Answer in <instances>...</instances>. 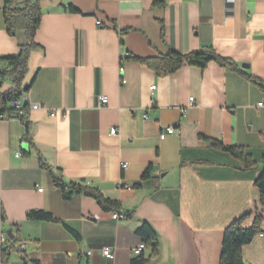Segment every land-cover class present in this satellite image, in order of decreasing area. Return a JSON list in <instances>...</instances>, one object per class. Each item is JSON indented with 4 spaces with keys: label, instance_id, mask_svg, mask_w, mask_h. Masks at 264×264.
<instances>
[{
    "label": "crops",
    "instance_id": "1",
    "mask_svg": "<svg viewBox=\"0 0 264 264\" xmlns=\"http://www.w3.org/2000/svg\"><path fill=\"white\" fill-rule=\"evenodd\" d=\"M4 2L0 71L20 52ZM41 8L20 103L44 110L0 119V232L15 237L0 243V264H131L144 224L158 244L156 256L142 254L146 264H220L226 229L246 215L245 229L263 221L262 235L242 249L244 264H264L255 186L264 167V0H43ZM206 48L238 71L209 62L159 75L135 60ZM213 142L243 148L255 166ZM54 177L121 208L65 196ZM36 211L54 221L28 219ZM117 212L127 218L115 221ZM106 247L114 260L103 257Z\"/></svg>",
    "mask_w": 264,
    "mask_h": 264
},
{
    "label": "trees",
    "instance_id": "2",
    "mask_svg": "<svg viewBox=\"0 0 264 264\" xmlns=\"http://www.w3.org/2000/svg\"><path fill=\"white\" fill-rule=\"evenodd\" d=\"M42 1L43 0H5L4 2L3 15L6 31L9 35L19 39L20 52L17 56L7 58V61L11 64V69L0 71V116L2 117H19L18 111L20 109L12 107L11 104L15 101L19 102L23 94L29 92L30 85H28L29 88L26 90L25 88L27 85L23 86V83L28 73L30 55L32 52L39 49V46L35 43V34L39 29L42 20ZM69 10L71 12H76V10L71 7H69ZM135 60L145 64L159 75L175 73L186 65L202 67L201 64L203 62L206 64L209 62H216L222 67H230L231 69L238 71L237 67L231 61L219 57L211 48H206L186 55L170 52L165 56H159L153 59ZM6 82H11L13 88L4 92L2 89ZM261 89L264 91V88ZM24 107H26V105L22 108ZM25 142L29 148L33 147L29 139V132L25 136ZM212 146L228 152L234 158L240 160L246 169H251L255 166L251 156L247 154L243 148L228 147L218 142H213ZM42 166L46 168L45 164H42ZM150 170V168L147 170L143 179H148L150 177ZM54 182L59 188H61L65 196H69L70 194H83L94 198L103 211L111 212L114 210H120L121 208L117 202L105 199L98 190L71 186L69 192L60 178L54 177ZM255 186L261 193L260 203L264 206V167L255 181ZM27 217L32 221H54V218L51 215L37 211L30 212ZM249 217L250 215L243 216L234 221L226 229L223 237L220 264H244L242 257L243 247L250 244L255 237L262 235V215L256 217L251 228L245 229L243 228V224L249 219ZM2 219L5 221L4 217H2ZM137 235L143 238V244L146 249L151 250L152 256H156L158 254V244L152 229L147 224H144L138 229ZM146 263L147 260L144 258L142 259L141 255L140 257L135 258L131 264ZM25 264L39 263L25 262Z\"/></svg>",
    "mask_w": 264,
    "mask_h": 264
},
{
    "label": "built area",
    "instance_id": "3",
    "mask_svg": "<svg viewBox=\"0 0 264 264\" xmlns=\"http://www.w3.org/2000/svg\"><path fill=\"white\" fill-rule=\"evenodd\" d=\"M183 2H188V1H191V0H181ZM195 1H199V0H195ZM229 4H232L235 2V0H226ZM97 25L98 26H101V23L100 22H97ZM120 71L122 72V68L120 69ZM125 81L122 82V84H124ZM151 92L152 94L156 91V87L153 86L151 87ZM108 103V100L106 97H101L100 98V106L103 107V106H106ZM190 103H193V99H190ZM12 107L14 108H19L20 110L18 111V116H25L29 111H39V110H44V108L41 106V105H38V104H30V105H26V107L22 108L23 106L20 104V101L17 102H13L12 104ZM259 107H264V103L262 102L261 104H259ZM51 117H55V113H52L50 115ZM2 118H5V117H2L0 116V119ZM148 116L145 115V119H147ZM177 132V130L175 128H170L168 130V133L169 134H175ZM111 135L112 136H117L118 135V130L117 129H112L111 130ZM121 168L123 170H126L128 168V164H122ZM43 190L42 189H39V192H42ZM127 216L122 213V212H117L116 214L113 215V219L115 221H118V220H124L126 219ZM8 242H10L9 240V236H8V232L6 231H2L0 232V243L6 248ZM5 250H8V249H5ZM146 250L144 244H140L137 248H135L133 251H132V255L133 257L137 258V257H140L144 251ZM102 255L103 257H105L106 259L108 260H114L115 259V251L113 248H110V247H106L102 250ZM87 256H91V253H87Z\"/></svg>",
    "mask_w": 264,
    "mask_h": 264
},
{
    "label": "water",
    "instance_id": "4",
    "mask_svg": "<svg viewBox=\"0 0 264 264\" xmlns=\"http://www.w3.org/2000/svg\"><path fill=\"white\" fill-rule=\"evenodd\" d=\"M202 66H205L206 65V63H202L201 64ZM243 68H246V66H243ZM29 88V86L27 85L26 86V90ZM21 104V103H20ZM8 236H9V240L12 242V243H15L14 241H15V237L13 236V232L10 230V231H8ZM17 250H19V248H18V246L17 247H15Z\"/></svg>",
    "mask_w": 264,
    "mask_h": 264
}]
</instances>
